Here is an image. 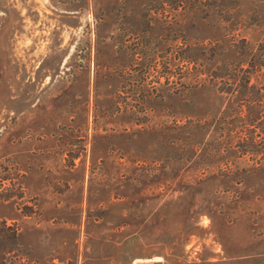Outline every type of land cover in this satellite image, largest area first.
Here are the masks:
<instances>
[{"label": "rangeland", "instance_id": "rangeland-1", "mask_svg": "<svg viewBox=\"0 0 264 264\" xmlns=\"http://www.w3.org/2000/svg\"><path fill=\"white\" fill-rule=\"evenodd\" d=\"M0 194L18 264H264V0H0Z\"/></svg>", "mask_w": 264, "mask_h": 264}, {"label": "trees", "instance_id": "trees-1", "mask_svg": "<svg viewBox=\"0 0 264 264\" xmlns=\"http://www.w3.org/2000/svg\"><path fill=\"white\" fill-rule=\"evenodd\" d=\"M184 1L192 2V0H179L180 5L184 3ZM199 0H193L194 6L197 5V2ZM189 58V56H188ZM187 57H184V61H192L188 59ZM195 63H197V70L201 74L207 73L208 66L205 65L204 62H200L199 58L196 60L193 59ZM199 61V62H197ZM240 66V63H238ZM229 67V64L225 63L220 66H218L217 71L212 74H209L210 79L214 80L215 83L219 84L221 81H230L231 83H238L241 81L242 77L241 75H244V81L248 84L250 83V77L247 71V74L240 72L241 70L238 69L239 67ZM242 66V65H241ZM229 67V68H228ZM170 74V73H169ZM169 79V76H168ZM147 94L149 97L154 95V89L148 88ZM0 199L7 200V196L0 194ZM21 249L19 245V229L15 224L8 223L7 220H0V264H18V261H21L20 255H21Z\"/></svg>", "mask_w": 264, "mask_h": 264}]
</instances>
